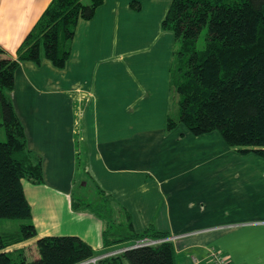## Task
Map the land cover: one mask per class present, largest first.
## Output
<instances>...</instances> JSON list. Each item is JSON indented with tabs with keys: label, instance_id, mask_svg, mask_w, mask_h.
<instances>
[{
	"label": "crops",
	"instance_id": "0c3cea01",
	"mask_svg": "<svg viewBox=\"0 0 264 264\" xmlns=\"http://www.w3.org/2000/svg\"><path fill=\"white\" fill-rule=\"evenodd\" d=\"M50 2L0 0L6 55L17 57ZM171 2L104 0L79 20L63 67L20 61L10 96L43 168L42 182L22 179L31 221L38 236H79L96 256L124 247L104 244L106 220L93 207H74V197L88 202L74 194L78 181L91 182L120 229L166 233L175 264H213L212 247L229 264H264V157L218 130L168 124L175 35L162 21Z\"/></svg>",
	"mask_w": 264,
	"mask_h": 264
},
{
	"label": "trees",
	"instance_id": "16d2710c",
	"mask_svg": "<svg viewBox=\"0 0 264 264\" xmlns=\"http://www.w3.org/2000/svg\"><path fill=\"white\" fill-rule=\"evenodd\" d=\"M103 1L51 0L19 46L17 57L6 55L0 47V126L6 133V140H0V218L24 220L18 230L0 233V264H81L96 256L79 236H38L22 179L43 181L42 156L28 146L10 91L20 61L39 64L46 58L63 67L79 20L92 18ZM131 6L138 9L140 4L133 1ZM162 27L175 35L171 67L175 107L169 126L182 122L194 134L218 130L239 151L264 157V0H172ZM81 139L78 136L79 150ZM73 205L93 207L106 220V246L146 236L167 237L152 228L136 233L129 226L120 233L113 230L112 225H117L107 209L77 197ZM34 237L39 255L28 260L16 245ZM127 261L175 264L174 244L164 239L129 247L100 258L97 264Z\"/></svg>",
	"mask_w": 264,
	"mask_h": 264
},
{
	"label": "rangeland",
	"instance_id": "374dc122",
	"mask_svg": "<svg viewBox=\"0 0 264 264\" xmlns=\"http://www.w3.org/2000/svg\"><path fill=\"white\" fill-rule=\"evenodd\" d=\"M201 44H202V41H200V45ZM172 105L175 107V100H172ZM174 112H175V110H174ZM0 140L1 141L6 140V133H5V129L3 126H0ZM83 180H87V179H83ZM83 182L78 181V184L76 185V188L74 191L75 196L80 195L83 199H86L88 202H93V204L98 205L99 207H102L103 209H105V211H106V209L108 212L111 211L107 207V202H108V200H106L107 198H104V196L102 194L97 192L95 190V187L92 185L91 182H89L88 185L82 186ZM82 189L84 190L83 193L81 192ZM113 212H114V210H113ZM113 217H114V213H112V214L110 213V218L112 219ZM115 219H116V217H114V220ZM2 220H3V223L0 224V233H1V230L4 232L16 231L19 229L21 222L24 221V220H20V219H11V218L10 219L9 218H2ZM113 223L115 225V221H113ZM112 228H113V230L118 231L120 233H122L126 230V229L118 230L119 229L118 226H113V225H112ZM130 242L131 241L123 242V243H121V246L127 245ZM16 246H19V245H16ZM22 249L25 252V256L28 260H32V259L38 257V255H39L38 251H37L35 239H29L28 241H26V243L24 244ZM126 264H130V263L127 261Z\"/></svg>",
	"mask_w": 264,
	"mask_h": 264
},
{
	"label": "built area",
	"instance_id": "2783aa9c",
	"mask_svg": "<svg viewBox=\"0 0 264 264\" xmlns=\"http://www.w3.org/2000/svg\"><path fill=\"white\" fill-rule=\"evenodd\" d=\"M164 239H169L170 240V237H166V238H163V239H155V238H151V237H148V236L143 237V238H139V239H136L132 244H130L129 246H127L125 248L122 247L120 249H116V250L110 251L109 253H105L103 255L93 256V257L85 260L81 264H97L98 260L100 258L104 257V256L121 252V251H123V250H125L126 248H129V247H137V246L155 244V243H157L159 241H162ZM208 256L211 259L213 264H229L227 258L224 255H222L217 249H215L213 247L209 249ZM191 258H192V260L195 263L197 262V259H196L195 256H191Z\"/></svg>",
	"mask_w": 264,
	"mask_h": 264
}]
</instances>
